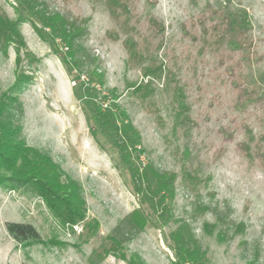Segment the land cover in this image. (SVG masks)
<instances>
[{
	"label": "rangeland",
	"instance_id": "1",
	"mask_svg": "<svg viewBox=\"0 0 264 264\" xmlns=\"http://www.w3.org/2000/svg\"><path fill=\"white\" fill-rule=\"evenodd\" d=\"M103 1L49 0L52 8L69 17L90 19L86 45L96 59L94 67L104 73L103 86L76 69L68 75L62 66V45L42 42L29 24L21 27L28 53H22L19 68L33 81L12 92L21 110H11V119L22 126L27 145L48 153L65 177L80 184L87 218L85 224H61L30 189L0 185V264H89L95 254L105 256L95 260L97 264H172L169 234L183 221L191 225L206 252L203 264H264V159L250 162L244 156L238 145L246 134L235 127L249 124L255 133L264 132L254 105L256 97H264V0H152L154 6L140 0L142 15L150 10L165 23L168 62L187 84L194 122L188 132L173 125L177 105L164 77L153 80L152 97L133 94L149 78L130 63L127 37L117 39ZM0 4L16 18L9 3ZM209 7L234 18L257 46L255 57L244 59L242 72L254 98L238 102L230 83L217 77L224 70L217 67L218 58L211 52L197 55L200 46L191 40L192 23ZM228 47L236 49L234 42ZM15 58L13 48L8 56L0 52V97L15 82L19 70ZM119 108L142 136L141 163L178 174L173 220L163 227L150 225L120 248L109 236L138 208V200L120 152L102 130L91 135L86 120L88 116L99 128L98 112L106 116ZM230 126L235 139L226 142L224 131ZM7 222L33 225L42 242L26 247L16 242L6 230ZM88 223L94 228L88 229Z\"/></svg>",
	"mask_w": 264,
	"mask_h": 264
},
{
	"label": "trees",
	"instance_id": "2",
	"mask_svg": "<svg viewBox=\"0 0 264 264\" xmlns=\"http://www.w3.org/2000/svg\"><path fill=\"white\" fill-rule=\"evenodd\" d=\"M13 8L16 18H10L0 4V52L8 56L10 48L16 54V65L19 69L13 86L0 97V185L9 190L20 187L30 189L35 195L42 197L53 216L61 224L77 225L87 218V206L80 184L65 177L60 166L52 157L22 139V126L11 119V110H21L18 99L12 92L33 81V77L20 71L23 61L22 53H28L27 42L21 31L24 24H29L36 35L44 43L64 48L62 66L68 75L76 69L87 73L93 82L103 86L104 73L96 66V59L86 45L90 32L89 18L69 17L51 7L49 0H2ZM69 4L73 0H62ZM140 0H104L103 7L108 12L116 28L113 30L117 39L120 35L127 37L126 48L130 63L140 67L147 83L134 88L133 94L140 99H148L155 92L154 79L163 77L171 85L174 102L176 103L175 129L181 128L188 132L194 122L190 116V103L186 94V82L181 80L174 68L169 64L170 52L165 46V23L150 10L145 15L139 12ZM150 3V4H149ZM148 0V5L154 6ZM194 34L191 40L199 44L198 56L211 52L218 58L217 67L224 70L217 77L224 83H230L236 93L238 102L255 97L242 76L244 62L247 57H255L257 46L247 29H242L236 20L219 9L209 7L194 19ZM189 33V32H188ZM234 42L236 49L228 47ZM162 54L160 56V52ZM262 60V58H259ZM129 88H132L129 86ZM116 98V97H115ZM256 120L264 127V97H256ZM115 107H118L114 105ZM99 128L90 124V133L94 137L100 130L120 152L121 163L126 166L129 185L138 200V208L128 214L115 228L109 239L119 248L135 234L144 231L150 225L166 226L173 220L172 205L176 199V182L178 174L173 171H161L151 164L141 163L144 150L139 130L129 120L127 113L120 109L114 113L109 111L106 116L98 112ZM236 123V121H233ZM237 128L246 134V140L238 147L250 162L264 159V132L259 134L249 124H237ZM236 131L230 128L224 131L226 142L235 139ZM188 175V174H187ZM152 180V181H151ZM88 229L93 227L88 223ZM94 228V227H93ZM98 229V224H95ZM8 234L25 247L33 243H41V236L31 224L7 222ZM170 249L173 251L172 264H203L206 252L198 242L193 228L185 221L169 234ZM109 252V251H108ZM106 252L105 254H107ZM104 255L95 254L89 264H97ZM96 260V261H95Z\"/></svg>",
	"mask_w": 264,
	"mask_h": 264
}]
</instances>
